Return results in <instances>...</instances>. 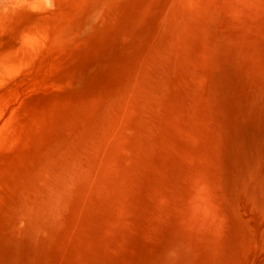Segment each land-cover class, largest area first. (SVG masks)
Listing matches in <instances>:
<instances>
[{
  "label": "rangeland",
  "instance_id": "obj_1",
  "mask_svg": "<svg viewBox=\"0 0 264 264\" xmlns=\"http://www.w3.org/2000/svg\"><path fill=\"white\" fill-rule=\"evenodd\" d=\"M6 1L0 264H264V6Z\"/></svg>",
  "mask_w": 264,
  "mask_h": 264
},
{
  "label": "bare ground",
  "instance_id": "obj_2",
  "mask_svg": "<svg viewBox=\"0 0 264 264\" xmlns=\"http://www.w3.org/2000/svg\"><path fill=\"white\" fill-rule=\"evenodd\" d=\"M4 1H6V0H4ZM17 1V0H16ZM44 1L45 0H25V2H28V5L30 6V7H32V8H34V7H43V6H45V4H44ZM47 1H49V3H48V5L49 4H51V5H53V7H55V8H57L58 6H62V1L61 0H47ZM190 1V0H189ZM205 1V0H204ZM247 1H249V4L251 5V7H254L255 9L257 8V10H256V14H257V11H259V10H263V6H264V0H247ZM258 1V2H257ZM7 2V1H6ZM51 2V3H50ZM192 2V1H191ZM256 2H257V4H256ZM194 3V2H193ZM254 3L256 4V5H254ZM50 5V6H51ZM49 6V7H50ZM190 6H192V5H190ZM230 6V5H229ZM232 7V6H231ZM244 7V6H243ZM250 7V6H249ZM236 8V7H235ZM244 9H246V8H244ZM244 9H242V10H244ZM259 9V10H258ZM49 10V9H48ZM248 10V9H247ZM1 11V10H0ZM50 11V10H49ZM44 12H45V10H44ZM47 12V11H46ZM51 12V11H50ZM234 12V11H233ZM261 13V12H260ZM221 14V13H220ZM224 14V13H223ZM46 15V14H45ZM258 15V14H257ZM47 16V15H46ZM48 16H49V14H48ZM240 16V15H239ZM246 16V15H245ZM238 17V16H237ZM258 17V16H257ZM236 26V25H235ZM227 28H228V26H227ZM260 29V28H259ZM29 32H30V30H29ZM31 33V32H30ZM244 33V32H243ZM29 34V33H28ZM26 36V35H25ZM235 36H237V35H235ZM245 36V35H244ZM256 36V35H255ZM30 37H32V39H34L35 40V38H34V36L32 35L31 36V34L30 35H27L26 37H24V40L26 41V39L28 40V43L29 42H32V41H30L31 40V38ZM30 39V40H29ZM261 39V38H260ZM247 40V39H246ZM262 40V39H261ZM245 41V40H244ZM27 42V41H26ZM34 42V41H33ZM25 43V42H24ZM31 44H33V43H31ZM35 44V43H34ZM30 46V45H29ZM31 47V46H30ZM26 51V50H25ZM17 52H18V50H17ZM30 53V52H29ZM262 54V53H261ZM261 62V61H260ZM253 63V62H252ZM253 67V66H252ZM249 69V68H248ZM255 72V71H254ZM251 76V75H250ZM261 85V84H260ZM261 87H263V85L261 86ZM245 90H247V89H245ZM181 91V90H180ZM190 163V162H189ZM124 170V169H123ZM13 182V181H12ZM115 183V182H114ZM15 184V183H14ZM203 184V183H202ZM108 186V185H107ZM14 187H15V185H14ZM201 187V186H200ZM108 188V187H107ZM198 188H199V186H198ZM9 189V188H8ZM113 189V188H112ZM202 189V188H201ZM10 190V189H9ZM4 191V190H3ZM198 191V190H197ZM200 192V191H199ZM206 192V191H205ZM201 193V192H200ZM198 194V193H197ZM196 194V195H197ZM113 195V194H112ZM194 195V194H193ZM203 195V194H202ZM199 196H201V194L199 195ZM192 203V202H191ZM188 223V222H187Z\"/></svg>",
  "mask_w": 264,
  "mask_h": 264
}]
</instances>
